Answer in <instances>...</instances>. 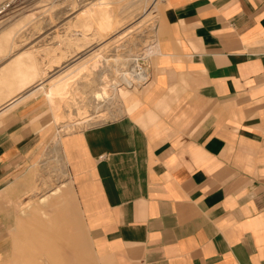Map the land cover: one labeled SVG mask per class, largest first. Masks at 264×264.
<instances>
[{"label": "crops", "instance_id": "1", "mask_svg": "<svg viewBox=\"0 0 264 264\" xmlns=\"http://www.w3.org/2000/svg\"><path fill=\"white\" fill-rule=\"evenodd\" d=\"M162 8L142 107L59 141L71 212L64 196L12 205L52 127L39 97L0 102V264H264V0Z\"/></svg>", "mask_w": 264, "mask_h": 264}, {"label": "rangeland", "instance_id": "2", "mask_svg": "<svg viewBox=\"0 0 264 264\" xmlns=\"http://www.w3.org/2000/svg\"><path fill=\"white\" fill-rule=\"evenodd\" d=\"M25 4L0 22V102L13 95V103L25 97L43 99L52 136L32 168L26 202L21 198L12 205L17 212L36 214L43 197L64 196V207L70 211V173L57 140L142 107L158 72L162 0H27ZM126 60L144 66L148 77L119 73ZM115 85L126 88L127 97L120 90L114 92ZM51 87L62 90L48 95ZM86 120L89 123L78 124ZM36 220L18 219L17 232ZM69 231L84 244L81 220ZM30 236L39 239V234ZM0 241L6 244L7 236ZM35 254L40 257L39 251ZM17 263L25 264L24 259Z\"/></svg>", "mask_w": 264, "mask_h": 264}, {"label": "bare ground", "instance_id": "3", "mask_svg": "<svg viewBox=\"0 0 264 264\" xmlns=\"http://www.w3.org/2000/svg\"><path fill=\"white\" fill-rule=\"evenodd\" d=\"M118 65V64H117ZM132 65V66H131ZM122 72H128L132 75H134L135 77H137L138 79H146L148 76V72H146V69L144 66H141L140 63H138L136 60H126L125 61V65L122 67V68H119V73H122ZM40 86V85H39ZM105 88V87H104ZM35 90V89H34ZM33 90V91H34ZM62 90L59 89V88H54V87H51L50 88V91L48 93V95H52V96H56L58 92H60ZM118 90L121 91V93H123V95H126L127 93V89L124 88V87H119V85H115L114 86V92H117ZM31 91L29 92H26L24 96L28 95V93H30ZM127 97V95H126ZM20 99V98H19ZM16 102V100H15ZM60 117V116H59ZM92 120V119H91ZM90 120H86V121H83V122H80L78 124H84V123H89ZM57 146L60 147V143L59 141L57 140ZM62 157V156H61Z\"/></svg>", "mask_w": 264, "mask_h": 264}, {"label": "built area", "instance_id": "4", "mask_svg": "<svg viewBox=\"0 0 264 264\" xmlns=\"http://www.w3.org/2000/svg\"><path fill=\"white\" fill-rule=\"evenodd\" d=\"M26 1L27 0H0V22L7 18L11 10L19 7H25Z\"/></svg>", "mask_w": 264, "mask_h": 264}]
</instances>
